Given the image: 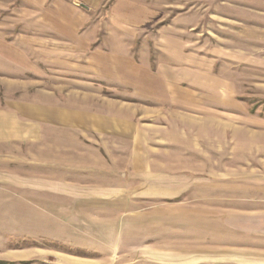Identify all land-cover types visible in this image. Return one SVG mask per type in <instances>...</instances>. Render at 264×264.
Here are the masks:
<instances>
[{
	"label": "rangeland",
	"instance_id": "obj_1",
	"mask_svg": "<svg viewBox=\"0 0 264 264\" xmlns=\"http://www.w3.org/2000/svg\"><path fill=\"white\" fill-rule=\"evenodd\" d=\"M11 100L123 132L85 153L96 175L64 177L115 181L100 206L72 205L69 185L68 203L32 212L28 176L0 160V264H264V0H0V106ZM55 127L70 145L54 144L53 177L85 156L84 132Z\"/></svg>",
	"mask_w": 264,
	"mask_h": 264
},
{
	"label": "crops",
	"instance_id": "obj_2",
	"mask_svg": "<svg viewBox=\"0 0 264 264\" xmlns=\"http://www.w3.org/2000/svg\"><path fill=\"white\" fill-rule=\"evenodd\" d=\"M54 125L62 129L67 127L77 128L78 131L80 130L85 133V136L83 135L82 137H78L76 141H72L73 144L76 142L78 144L76 145L81 147H77L76 151L80 150L85 155L82 161L83 168H79L81 170L78 168L75 169V167L70 168L68 160H63L62 163L67 164H63L61 166V168H63L60 171L61 173L53 177V172L51 170L53 169L52 153L54 151V144L62 147L60 150L62 153L61 156H63V154L64 156L69 154L68 146L70 145L68 139H55L56 141L53 142L54 140L51 133L55 130ZM118 132L123 131L118 129L117 119L115 117L109 116L104 120L89 115H82V117L81 115H76V117H74L68 110H54L51 107L37 105L32 102L11 100L0 106V160H3V157L5 158L6 155H11L14 161L12 168H15L13 170L11 169L12 176L18 179L28 176L29 183L26 186L27 189L26 187L22 189L29 194L28 200L24 202L28 203V208L32 212L37 209L48 210L50 204L46 199H49L51 202L53 197L61 199V202L64 200L68 203L69 200H67L68 193L66 192V188H68L69 185L77 187L76 198L71 197V204L78 200L79 202L84 201L89 204L87 206H79L82 209L91 206H100L98 202H110V200H113L112 198H114L118 190L115 181L111 182V180H108L103 185H97L89 181L86 182L87 180L82 182L77 181L75 183L67 179L65 180V178H68L65 175L68 171H77L80 175L82 174L85 177H93V175H96V171H94L96 165L85 153L93 149L99 151L97 147L101 145L100 141H102V139L100 136L102 134L118 138L116 137ZM128 132V140H131L133 135L131 128ZM80 134L82 135V133ZM87 134L91 136L88 137L86 136ZM108 139L110 140V138ZM90 140L94 141L92 142ZM71 153H75V150ZM21 155L27 157V162L29 163L28 170L31 171V173L24 174L23 177L15 171L19 168L15 162L16 160L19 162L21 161ZM103 156L107 159L108 153L104 151ZM4 169V167L0 169V179L4 178ZM111 172L110 169L104 171L108 179L116 177L111 175ZM19 183L20 181L18 183L14 182L13 192L18 191L17 189L21 187ZM55 183L59 184V186H54ZM0 186H4L2 182H0ZM42 196L43 198H41ZM41 200H44L45 203L41 202ZM21 202L20 200V204L18 206L15 205V208H24ZM24 202L23 205L25 204ZM33 225H36V222L33 221ZM33 230L35 231L36 228L34 227Z\"/></svg>",
	"mask_w": 264,
	"mask_h": 264
}]
</instances>
